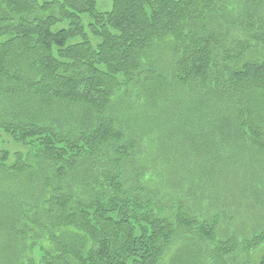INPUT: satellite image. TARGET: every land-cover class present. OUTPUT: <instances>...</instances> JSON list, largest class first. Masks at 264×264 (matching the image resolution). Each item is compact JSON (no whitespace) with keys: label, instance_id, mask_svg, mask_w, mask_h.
Masks as SVG:
<instances>
[{"label":"trees","instance_id":"1","mask_svg":"<svg viewBox=\"0 0 264 264\" xmlns=\"http://www.w3.org/2000/svg\"><path fill=\"white\" fill-rule=\"evenodd\" d=\"M110 2L0 0V264H264V0Z\"/></svg>","mask_w":264,"mask_h":264},{"label":"rangeland","instance_id":"2","mask_svg":"<svg viewBox=\"0 0 264 264\" xmlns=\"http://www.w3.org/2000/svg\"><path fill=\"white\" fill-rule=\"evenodd\" d=\"M96 7L100 11H107L111 8V2H110V0H96ZM4 138L6 140L8 139V141H9V138H6L5 136H4ZM0 148L9 149L11 151H14V150L20 149L21 147L10 140V142H8L6 144H2L0 146Z\"/></svg>","mask_w":264,"mask_h":264}]
</instances>
